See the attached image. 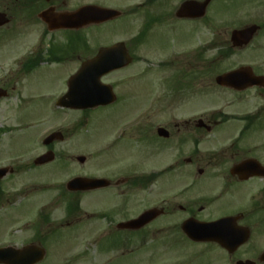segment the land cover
Masks as SVG:
<instances>
[{
    "label": "flooded vegetation",
    "instance_id": "af4514ba",
    "mask_svg": "<svg viewBox=\"0 0 264 264\" xmlns=\"http://www.w3.org/2000/svg\"><path fill=\"white\" fill-rule=\"evenodd\" d=\"M30 2L35 4L38 15L42 11H70L66 9V0ZM96 5L119 13L105 24L142 13L136 41L145 39L150 49L161 50L159 65L167 67L181 61L176 68L180 72L174 73L172 80L163 81L166 93L161 95L159 105L161 110H173L177 115L180 112V120H171V126L181 137L179 140L142 139L146 143L144 159L156 155L166 157L169 153L174 162L158 170L145 171L138 170L136 163L131 162V168L120 174L117 154L101 153L102 168L96 174L79 170L73 178H96L105 183L95 189L74 192L67 189L69 180L58 185L51 183L46 186L47 191H40L35 180L14 185L24 174L42 166L34 165V161L12 164L7 174L0 177V264H264V176L261 168L235 169L246 160L264 167L260 154L245 148L248 140H205L214 129L229 121L227 114L214 105L217 91L235 95L252 90L264 99V89L257 85L236 91L217 84L218 75H214V65L222 57L216 56V49L219 45V48L228 45L216 42V33L231 34L252 24L261 27L264 20L262 16L253 19L251 7H263L264 1L141 0L122 8L105 3ZM180 30H185L194 41L195 50L189 57L180 58L169 52L171 44L180 46L183 40L160 47L154 35L160 32L167 39L169 34ZM201 32L206 33V44H202ZM79 44L81 52L82 39ZM229 44L232 50L230 39ZM41 48L39 43L32 58L22 59L19 68L22 74L31 75L48 61L60 63L68 58L48 57L43 61L37 55ZM50 48L47 45L44 53H49ZM125 49L133 64L131 53ZM122 61L119 56L112 59V63ZM31 66L34 69L26 72ZM252 73L263 76L253 69ZM110 74L102 78L104 83ZM67 82L62 95L67 91ZM111 88L114 90L113 85ZM116 99L118 102L121 98L116 95ZM236 103L240 102L233 99L227 105ZM111 106L79 112L104 111ZM183 112L191 113L187 116ZM259 119L256 111L254 116L242 120L240 137ZM158 129L165 128L157 127L156 133ZM61 134L51 144L40 147L44 151L37 157L52 151L62 164L73 159L67 151L57 150L67 141ZM124 140L120 137L118 143ZM153 143L159 149L152 147ZM129 145L130 151H136L135 139H130ZM85 162L78 164L84 166ZM46 192L48 201L40 203L41 194ZM146 213L141 222L133 224ZM221 220L213 228L217 231L193 232L198 224Z\"/></svg>",
    "mask_w": 264,
    "mask_h": 264
},
{
    "label": "rangeland",
    "instance_id": "374dc122",
    "mask_svg": "<svg viewBox=\"0 0 264 264\" xmlns=\"http://www.w3.org/2000/svg\"><path fill=\"white\" fill-rule=\"evenodd\" d=\"M30 1L0 0V12H6L11 18V22L0 29V88L7 91V97L0 99V168L15 163L31 164L34 158L44 151L39 147L40 141L56 130H61L64 138H67L66 143L58 146L57 150L67 151L73 159L67 160L61 166L62 161L57 158L44 168H36L30 174H24L14 185H20L21 181L25 185L35 180L40 186V191H47L46 186L49 184L64 183L78 175L79 170L87 172L86 174L91 171L96 174L102 168L99 160L101 153L117 154L116 166L120 174L131 168V162H135L140 171L158 170L173 163V156L169 153L166 157L156 155L144 159L146 143L143 144L142 141L179 140L181 137L171 126V120H180V112L178 111L177 115L173 110H161L159 107L160 97L166 93L163 81L172 80V75L180 72L176 68L181 65V61L167 67L159 65L163 56L161 50L150 49L145 39L139 43L136 41L138 25L143 20L142 13L137 11L136 15L126 16L113 23L80 30L78 33L85 41L81 52L78 50L81 48L79 46L70 57L61 61L60 65L55 64L51 68L40 67L33 75L27 76L19 70L22 62L19 57L23 58L29 54L36 48L40 39L45 40L46 44L48 39L45 27L36 17L38 9ZM138 2L141 0H66V9L73 11L81 6L97 3L122 8ZM263 7H251L253 19H261L262 16L264 20ZM260 29L251 40L250 46L241 51H232L228 46L230 33H216V42H227L228 45L221 48L219 45L216 49V56L223 58L220 57L214 65L215 76L244 66H249L255 73L264 76V23ZM67 33L56 32L51 36L55 44L64 47L78 45L81 38L67 36ZM205 34L201 32L200 35L203 38L202 44H206ZM154 35L160 47L168 45L169 42L183 40L182 45L176 46L173 43L169 47V52L177 54L180 58L191 56L195 50L194 41L189 39L185 30L169 34L167 39H163L160 32ZM117 42H123L133 57L130 67L118 73L112 72L105 80L113 85L115 94L120 96L119 103L107 110H96L97 112L93 113L74 110L67 112L54 108L56 98L64 92L68 76L80 62L94 56L101 47ZM233 99L240 103L228 106L227 103ZM48 101L51 102V111L46 108ZM214 101L216 109L221 108L229 121L214 129L212 134H206L205 140H237L243 125L238 118L254 115L259 111L260 119L238 140H248L245 148L254 149V152L260 154V161L264 164V99L260 95L257 97L252 90L235 95L217 91ZM183 113L190 116L191 112ZM159 126L169 132L168 139L157 138L155 131ZM4 130L7 133H4ZM121 133H124L125 140L118 143L119 140L115 138ZM130 139L137 141L136 151H130ZM152 147L159 149L156 143H153ZM78 156L86 157L84 166L76 163L75 158ZM47 198L48 192L41 194L40 203L47 202Z\"/></svg>",
    "mask_w": 264,
    "mask_h": 264
},
{
    "label": "water",
    "instance_id": "95a60500",
    "mask_svg": "<svg viewBox=\"0 0 264 264\" xmlns=\"http://www.w3.org/2000/svg\"><path fill=\"white\" fill-rule=\"evenodd\" d=\"M204 7V5H202ZM184 8V7H183ZM117 14L112 11H103L99 8L95 7H83L77 10L74 13L70 14H58V15H42L44 21H46L50 28H69V29H77L84 25H88L90 23H97L102 20H106L108 18L114 17ZM104 17V18H103ZM8 20L5 18V15L0 14V26L5 25ZM259 29L256 26H250V28L236 31L232 33L231 41L234 46L240 47L244 44H247L254 34L257 33ZM121 51H123L122 47H119ZM124 53V51H123ZM127 58V56H126ZM128 59V58H127ZM128 62V60H127ZM119 66L115 64H111L107 59L101 60V54L93 61H89L85 64L74 77L70 81L69 84V93L66 96V99H63L61 102V106L69 107V108H79L85 109L98 105H106L113 102L114 97L109 88L100 87L99 77ZM250 79H253V83H250ZM240 81L241 84L235 85ZM216 82L220 85L231 86L236 89H243L249 85L257 84L259 86H264V78L258 77L255 78L249 69L242 68L236 72L231 74L218 77ZM82 83V84H81ZM81 85V87H80ZM81 88L82 93L81 94ZM87 89V91H86ZM108 89L107 91H105ZM85 91V92H84ZM3 92H0V97L4 96ZM107 98L106 101L103 99ZM158 134L163 137H167V133L163 130H159ZM49 138L45 143H49L53 140ZM53 158L51 155L43 156L37 159L36 164H43L51 161ZM82 160V159H81ZM262 176H264V169L261 167ZM3 171L2 174H4ZM93 185L91 182L87 180H74L69 183V185Z\"/></svg>",
    "mask_w": 264,
    "mask_h": 264
}]
</instances>
